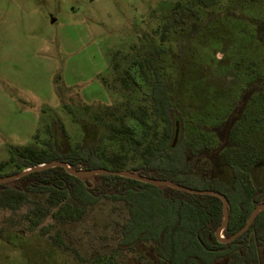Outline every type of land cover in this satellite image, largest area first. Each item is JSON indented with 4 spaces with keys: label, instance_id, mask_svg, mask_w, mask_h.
I'll return each mask as SVG.
<instances>
[{
    "label": "rangeland",
    "instance_id": "1",
    "mask_svg": "<svg viewBox=\"0 0 264 264\" xmlns=\"http://www.w3.org/2000/svg\"><path fill=\"white\" fill-rule=\"evenodd\" d=\"M176 1L0 0V162L15 147L45 149L51 141L68 150L103 135L101 147L128 153L130 170L138 161L132 158L136 146L109 140L98 115L108 120L109 111L121 116L149 107L154 69L145 67L141 74L132 64L148 59L182 117L187 148L201 145L198 171L228 181L224 151L253 144L258 158L251 179L264 183V0L195 5L197 14L185 11L174 21ZM125 120L135 139L150 136L137 120ZM88 123L94 132L89 137ZM27 212L28 206L0 210V264H156L150 245L117 249L127 217L121 203L101 200L80 222L59 224L46 234L41 229L53 220L31 230ZM56 230L67 249L50 238Z\"/></svg>",
    "mask_w": 264,
    "mask_h": 264
},
{
    "label": "trees",
    "instance_id": "2",
    "mask_svg": "<svg viewBox=\"0 0 264 264\" xmlns=\"http://www.w3.org/2000/svg\"><path fill=\"white\" fill-rule=\"evenodd\" d=\"M220 0H177L174 4V21L180 20L183 12L197 14L195 5L210 8ZM171 22L165 23L161 40L165 41ZM141 74L144 68L154 69L149 107L139 106L118 116L115 111L98 115L109 140L125 139L136 146L138 161L131 171L154 179L170 180L196 190H213L223 194L228 201L229 222L221 236L228 239L246 223L253 209L264 204V183L255 184L250 175L257 162L253 144H240L223 153L224 163L230 169V180L224 181L209 174L200 173L196 160L201 150L200 143L187 148L183 136V121L172 104V96L163 81L162 74L148 60L134 59ZM128 73V71H126ZM126 83L128 78L122 77ZM133 118L152 132L134 138L132 128L125 118ZM153 119L149 125L148 119ZM179 122L180 136L175 145V123ZM163 126L158 129L159 124ZM87 137L94 133L90 124L84 127ZM96 128L98 126L96 125ZM64 131V128L61 127ZM238 126L231 132L235 141ZM98 136L96 143H77L68 150L55 148L53 142L47 148L34 146L13 148L9 160L0 162V177L16 175L24 170L61 161L74 170L108 169L126 170L128 153L107 151ZM138 155V156H137ZM14 170L6 173L10 166ZM121 203L127 217L120 227L117 249L133 252L141 245L153 248L156 264H264V210L260 211L247 231L231 242H221L216 232L224 222L223 202L213 195H199L156 187L118 175H95L78 178L70 175L61 166L30 172L14 182L0 184V210L17 212L28 206L25 214L32 229L39 227L50 217L53 223L42 227L46 234L59 224L80 222L89 209L99 201ZM57 229V228H56ZM5 228L0 227V239ZM58 248L67 249L60 230L51 235Z\"/></svg>",
    "mask_w": 264,
    "mask_h": 264
},
{
    "label": "water",
    "instance_id": "3",
    "mask_svg": "<svg viewBox=\"0 0 264 264\" xmlns=\"http://www.w3.org/2000/svg\"><path fill=\"white\" fill-rule=\"evenodd\" d=\"M179 136H180V126H179V122L176 121L174 138H173V145H175L177 143ZM57 166H61V167L65 168L70 175H73L75 177L82 178V179L90 178V177H93L95 175H103V174L104 175H118L121 177L136 180L139 182L147 183V184H150V185H153L156 187H169V188H172L175 190L189 192L192 194L213 195V196L219 197L223 202L224 222L219 227V229L217 230L216 238L219 241L225 242V243L233 241L238 236H240L245 231H247L249 229V227L251 226L252 222L254 221L255 217L257 216V214L260 211L264 210V204H260V205L256 206L253 209V211L251 212V214H250L249 218L247 219L245 225L239 231H237L234 235H232L230 238L226 239L223 236H221V233H222V230L228 225V222H229V208H228L227 198L223 194H221L217 191H213V190L191 189V188L185 187L183 185L174 183L170 180L154 179V178L142 176L139 173L131 171V170L112 171V170L103 169V168L92 169V170H74L65 162L53 161L50 163H46V164H42V165L33 167L31 169L24 170L21 173L16 174V175L0 177V184L7 183V182H14L15 180L20 179L24 175H26L30 172H33V171L45 170V169H49V168H53V167H57Z\"/></svg>",
    "mask_w": 264,
    "mask_h": 264
}]
</instances>
